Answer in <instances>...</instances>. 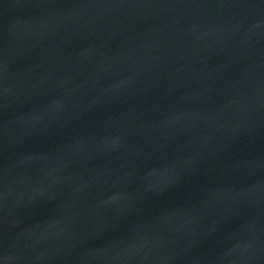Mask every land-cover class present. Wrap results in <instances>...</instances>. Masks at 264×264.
Listing matches in <instances>:
<instances>
[{"label": "water", "instance_id": "1", "mask_svg": "<svg viewBox=\"0 0 264 264\" xmlns=\"http://www.w3.org/2000/svg\"><path fill=\"white\" fill-rule=\"evenodd\" d=\"M0 264H264V0H0Z\"/></svg>", "mask_w": 264, "mask_h": 264}]
</instances>
